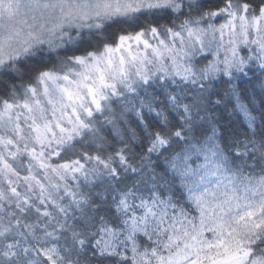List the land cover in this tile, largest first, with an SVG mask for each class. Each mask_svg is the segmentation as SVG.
Instances as JSON below:
<instances>
[{
  "label": "snow or ice",
  "instance_id": "snow-or-ice-1",
  "mask_svg": "<svg viewBox=\"0 0 264 264\" xmlns=\"http://www.w3.org/2000/svg\"><path fill=\"white\" fill-rule=\"evenodd\" d=\"M0 264H264V0H0Z\"/></svg>",
  "mask_w": 264,
  "mask_h": 264
}]
</instances>
